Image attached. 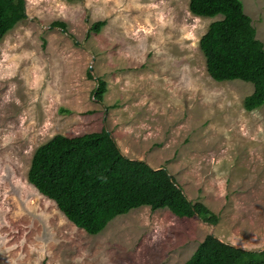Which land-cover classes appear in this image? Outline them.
<instances>
[{
    "label": "rangeland",
    "instance_id": "374dc122",
    "mask_svg": "<svg viewBox=\"0 0 264 264\" xmlns=\"http://www.w3.org/2000/svg\"><path fill=\"white\" fill-rule=\"evenodd\" d=\"M187 2L25 0L26 17L0 40V264H185L206 233L264 247V101L245 110L250 82L208 75L198 39L220 15ZM241 2L264 47V0ZM102 127L217 222L147 205L95 234L66 219L28 183L31 153L55 133Z\"/></svg>",
    "mask_w": 264,
    "mask_h": 264
},
{
    "label": "trees",
    "instance_id": "16d2710c",
    "mask_svg": "<svg viewBox=\"0 0 264 264\" xmlns=\"http://www.w3.org/2000/svg\"><path fill=\"white\" fill-rule=\"evenodd\" d=\"M187 6L194 15H220L198 39L208 75L217 81L250 82L252 90L243 96V108L262 104L264 47L241 0H188ZM25 17V0H0V40ZM103 23L94 20L89 29L97 32ZM50 25L63 29L65 22L54 19ZM104 91L105 81L97 78L94 97L101 100ZM26 179L88 234L98 233L114 216L141 205L151 210L166 207L176 216L196 215L210 224L218 220L204 203L188 199L164 166L153 167L124 155L103 127L71 136L55 133L36 145ZM40 264H45L44 259ZM185 264H264V247L244 248L206 233Z\"/></svg>",
    "mask_w": 264,
    "mask_h": 264
},
{
    "label": "water",
    "instance_id": "95a60500",
    "mask_svg": "<svg viewBox=\"0 0 264 264\" xmlns=\"http://www.w3.org/2000/svg\"><path fill=\"white\" fill-rule=\"evenodd\" d=\"M91 67L89 66V68L88 69H90Z\"/></svg>",
    "mask_w": 264,
    "mask_h": 264
},
{
    "label": "crops",
    "instance_id": "0c3cea01",
    "mask_svg": "<svg viewBox=\"0 0 264 264\" xmlns=\"http://www.w3.org/2000/svg\"><path fill=\"white\" fill-rule=\"evenodd\" d=\"M255 36H256V34H255Z\"/></svg>",
    "mask_w": 264,
    "mask_h": 264
}]
</instances>
